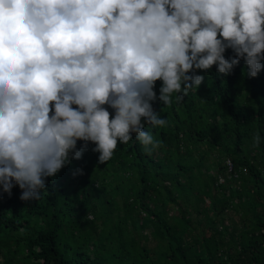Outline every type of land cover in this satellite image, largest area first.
Masks as SVG:
<instances>
[{
  "label": "clouds",
  "instance_id": "clouds-1",
  "mask_svg": "<svg viewBox=\"0 0 264 264\" xmlns=\"http://www.w3.org/2000/svg\"><path fill=\"white\" fill-rule=\"evenodd\" d=\"M241 61L264 70V0H0V189L38 200L73 159L103 164L133 136L151 154L145 126L168 123L153 105Z\"/></svg>",
  "mask_w": 264,
  "mask_h": 264
},
{
  "label": "trees",
  "instance_id": "trees-1",
  "mask_svg": "<svg viewBox=\"0 0 264 264\" xmlns=\"http://www.w3.org/2000/svg\"><path fill=\"white\" fill-rule=\"evenodd\" d=\"M244 72L213 65L183 102L157 101L168 123L145 126L162 141L151 154L133 136L103 164L90 150L73 159L38 200L0 189V264H264V70Z\"/></svg>",
  "mask_w": 264,
  "mask_h": 264
},
{
  "label": "rangeland",
  "instance_id": "rangeland-1",
  "mask_svg": "<svg viewBox=\"0 0 264 264\" xmlns=\"http://www.w3.org/2000/svg\"><path fill=\"white\" fill-rule=\"evenodd\" d=\"M206 149L209 150V154H213L214 153V151H213L214 149H212L210 147H208ZM219 160L220 159H218V158L216 159V161H219ZM209 162H210V160H204L203 161V163H204L203 170L204 171L208 170L209 172H213V170L215 168V165L212 162L211 163H209ZM225 163L228 164L227 161H225ZM221 181H222V179L218 178V182H221ZM172 213H175L174 208L173 207L170 208L169 206H166V210H165V212H163V216L164 217H168ZM186 214H187V212H186ZM187 215L190 216L193 219V221H195L194 218L196 219V217H197L192 210H190ZM150 228L151 227L148 226L145 229H143V232H144V234L147 237V239L145 241H143V244L147 248H152L155 245V243H156V240L149 234ZM0 261H1V259H0Z\"/></svg>",
  "mask_w": 264,
  "mask_h": 264
},
{
  "label": "built area",
  "instance_id": "built-area-1",
  "mask_svg": "<svg viewBox=\"0 0 264 264\" xmlns=\"http://www.w3.org/2000/svg\"><path fill=\"white\" fill-rule=\"evenodd\" d=\"M228 165H229V163H228Z\"/></svg>",
  "mask_w": 264,
  "mask_h": 264
}]
</instances>
